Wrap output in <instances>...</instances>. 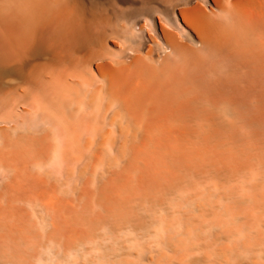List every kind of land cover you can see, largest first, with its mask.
I'll return each instance as SVG.
<instances>
[{"label": "bare ground", "instance_id": "bare-ground-1", "mask_svg": "<svg viewBox=\"0 0 264 264\" xmlns=\"http://www.w3.org/2000/svg\"><path fill=\"white\" fill-rule=\"evenodd\" d=\"M0 264H264V0H0Z\"/></svg>", "mask_w": 264, "mask_h": 264}]
</instances>
